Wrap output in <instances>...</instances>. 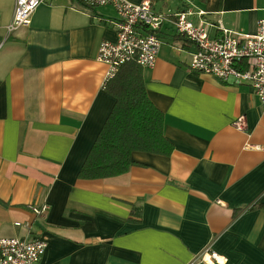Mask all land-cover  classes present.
I'll list each match as a JSON object with an SVG mask.
<instances>
[{
  "label": "crops",
  "instance_id": "0c3cea01",
  "mask_svg": "<svg viewBox=\"0 0 264 264\" xmlns=\"http://www.w3.org/2000/svg\"><path fill=\"white\" fill-rule=\"evenodd\" d=\"M150 1L170 19L203 13L193 21L214 24L211 39L219 24L255 35L264 19V0ZM15 3L0 0V237L45 241L40 264H264V110L251 87L191 70L195 46L166 22L142 69L174 153L136 152L128 173L81 180L116 103L97 56L118 14L51 0L9 33Z\"/></svg>",
  "mask_w": 264,
  "mask_h": 264
},
{
  "label": "built area",
  "instance_id": "2783aa9c",
  "mask_svg": "<svg viewBox=\"0 0 264 264\" xmlns=\"http://www.w3.org/2000/svg\"><path fill=\"white\" fill-rule=\"evenodd\" d=\"M88 8L110 6L118 14L115 23L117 41L101 43L97 60L108 66L104 88L127 64L135 62L145 69L156 66L162 42L159 33L163 25L172 20L177 32L195 46L191 70L214 77L224 84L251 87L264 110V19L259 20L255 35H242L227 30L222 24L215 25L221 32L217 39L209 37L214 24L195 23L196 14L186 10L173 15L157 12L150 0L134 4L128 0H79ZM51 0H16L13 20L8 27L14 33L31 24L37 9ZM246 118L240 116L234 126L245 130ZM36 215H42L47 207H34ZM48 245L40 238L0 237V264H40ZM216 259L215 254H211Z\"/></svg>",
  "mask_w": 264,
  "mask_h": 264
},
{
  "label": "trees",
  "instance_id": "16d2710c",
  "mask_svg": "<svg viewBox=\"0 0 264 264\" xmlns=\"http://www.w3.org/2000/svg\"><path fill=\"white\" fill-rule=\"evenodd\" d=\"M105 89L116 103L79 172V179L91 181L124 175L137 164L132 158L136 152L171 157L174 146L164 133L165 116L147 95L142 67L135 62L125 65ZM135 214L141 217L138 209Z\"/></svg>",
  "mask_w": 264,
  "mask_h": 264
}]
</instances>
